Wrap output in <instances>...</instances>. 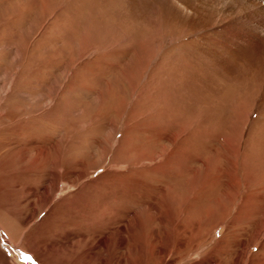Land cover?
Returning a JSON list of instances; mask_svg holds the SVG:
<instances>
[{"label":"rangeland","instance_id":"rangeland-1","mask_svg":"<svg viewBox=\"0 0 264 264\" xmlns=\"http://www.w3.org/2000/svg\"><path fill=\"white\" fill-rule=\"evenodd\" d=\"M174 1L0 0V264H264V0Z\"/></svg>","mask_w":264,"mask_h":264},{"label":"bare ground","instance_id":"bare-ground-1","mask_svg":"<svg viewBox=\"0 0 264 264\" xmlns=\"http://www.w3.org/2000/svg\"><path fill=\"white\" fill-rule=\"evenodd\" d=\"M175 1H176V0H175ZM175 1H174V2H175ZM183 1H184V0H183ZM189 2H191V1L189 0ZM183 3H184V2H183ZM184 4H185V3H184ZM174 5H175V4H174ZM178 5H180V4L178 3ZM181 5H182V4H181ZM179 8H180V7H179ZM179 8H178V9H179ZM222 9H223V8H222ZM222 13H226V10H223ZM244 35H245V34H244ZM250 36H251V35H250ZM170 74H171V73H170Z\"/></svg>","mask_w":264,"mask_h":264}]
</instances>
